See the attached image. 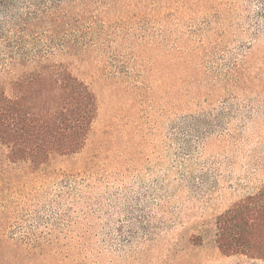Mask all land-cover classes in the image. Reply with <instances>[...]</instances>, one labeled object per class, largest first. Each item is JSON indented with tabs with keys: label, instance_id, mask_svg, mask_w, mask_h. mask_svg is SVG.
<instances>
[{
	"label": "rangeland",
	"instance_id": "obj_1",
	"mask_svg": "<svg viewBox=\"0 0 264 264\" xmlns=\"http://www.w3.org/2000/svg\"><path fill=\"white\" fill-rule=\"evenodd\" d=\"M70 1L71 55L53 61L97 117L39 169L0 145V264H264L217 243L218 218L264 185V0ZM12 19L0 70L51 43Z\"/></svg>",
	"mask_w": 264,
	"mask_h": 264
},
{
	"label": "trees",
	"instance_id": "obj_2",
	"mask_svg": "<svg viewBox=\"0 0 264 264\" xmlns=\"http://www.w3.org/2000/svg\"><path fill=\"white\" fill-rule=\"evenodd\" d=\"M18 2L28 4L25 13H13ZM74 4L70 0H0V18L11 16L14 28L36 43L41 34L51 42L45 52H29L18 37L19 45L23 41L18 55L0 70V145L8 149L11 163L39 169L56 157L79 153L97 117L95 93L68 64L53 61L59 55H71L57 37L75 25ZM4 27L0 21V31ZM217 226L223 254L264 261V185L233 204L218 218Z\"/></svg>",
	"mask_w": 264,
	"mask_h": 264
}]
</instances>
